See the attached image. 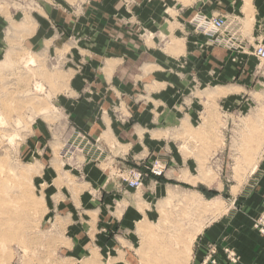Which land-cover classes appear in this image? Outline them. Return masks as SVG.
I'll list each match as a JSON object with an SVG mask.
<instances>
[{
	"label": "rangeland",
	"instance_id": "obj_1",
	"mask_svg": "<svg viewBox=\"0 0 264 264\" xmlns=\"http://www.w3.org/2000/svg\"><path fill=\"white\" fill-rule=\"evenodd\" d=\"M80 1L83 3L79 5L78 0H0V264H65L61 261L59 239L48 224L46 186L40 180L41 162L48 153L38 135L46 128L55 146L60 139L68 140L64 155L70 158L76 152L70 141L76 136L80 142L92 146L81 132H74V139L71 138L75 130L69 121L70 113L58 102L59 96L75 91L73 77L81 72L82 65L85 67L90 53H84L85 62H73L77 41L71 36L66 38L65 31L51 18L60 12L76 17L77 7L80 12L81 9L89 12L91 0ZM121 1L125 7L129 6L125 0ZM251 2L245 0L247 19L254 16ZM198 16L224 17L240 25V30L241 18L195 12L188 24L193 34L203 38L200 48H221L233 54L234 63L239 56L243 57L244 65L255 61L250 66L257 79L245 87L239 104L233 100L225 107L224 93L219 87L202 86L201 80L192 74L191 90L181 95L178 106L189 110L195 102V124L189 127L184 121V126L167 135L166 142L172 149L164 148L161 156L146 158L138 167L117 165L110 176L120 181L125 196L127 189L133 192L145 189L146 196H150L141 210L137 246L131 251L137 258L136 264H264V200L256 214L250 216L242 212L235 199L241 192L253 189L249 177L264 158V62L253 54L264 39L259 34L249 44L241 32L240 36L227 32L218 41L211 40L197 31ZM135 26L141 29L142 36L148 35L143 27ZM61 37L65 38L63 50L58 44ZM37 38L38 43H47L29 48L28 40ZM179 65L180 79L184 63ZM115 114L123 122V117ZM59 153L57 149L58 158ZM174 153L183 158L184 164L191 161L195 165L192 179H165L170 171L179 168L172 164ZM74 159L75 154L66 162ZM155 164L163 169L160 176H151L146 170ZM132 168L143 176L138 188L127 184L128 170ZM149 178L154 179L152 183L162 179L171 193L162 198L150 195L152 185L144 182L150 181ZM189 198L199 200L200 204L192 206ZM159 201L162 204L156 207ZM206 202L216 206L207 210ZM115 208L117 218L122 208L118 205ZM151 211L153 216L149 218ZM236 212L247 218L236 217ZM241 218L245 219L243 229L234 227ZM195 231L197 234L186 250V240ZM245 234L253 243L243 246L246 249L243 254L234 245L235 238L238 235L246 238Z\"/></svg>",
	"mask_w": 264,
	"mask_h": 264
},
{
	"label": "crops",
	"instance_id": "obj_2",
	"mask_svg": "<svg viewBox=\"0 0 264 264\" xmlns=\"http://www.w3.org/2000/svg\"><path fill=\"white\" fill-rule=\"evenodd\" d=\"M125 1L128 7L121 0H91L89 12L84 9L80 12L77 7L76 17L61 12L51 17L65 31L66 38L71 36L77 41L72 50L73 62L83 61L84 53H90L85 67L82 65L81 72L73 77L75 91L59 96L58 102L70 113L69 121L75 130L71 138L74 139V132H81L92 146L80 142L76 136L70 141L76 149L73 152L76 159L66 162L74 156L64 155L68 140L60 139L55 146L46 128L38 135L48 153L41 162L40 178L46 186L48 224L59 239L61 261L65 264H105V261L136 264L137 258L131 251L137 246L141 210L150 196H146L145 189L136 192L127 189L125 196L120 181L110 176L112 168L138 167L146 158L161 156L164 148L172 149L166 142L167 135L184 126V121L189 127L195 124V102L189 110L178 106L181 95L191 90L192 74L201 80L202 86L219 87L224 93L225 107L233 100L239 104L245 87L257 79L250 66L255 61L244 65L243 57L239 56L234 63L233 54L221 48H200L204 40L190 31L188 21L195 12L207 16L238 15L241 36L244 34L249 44L254 43L259 34L264 39V0H252L255 9L252 19L245 14V0ZM135 24L148 35L142 36ZM64 39L58 41L62 50ZM28 42L31 49L47 43H38V38ZM181 62L184 70L179 79ZM115 112L123 117V122L116 119ZM173 156L172 164L179 168L164 178L192 179L195 165L191 161L184 164L183 158L175 153ZM149 180L144 182L152 185L150 195L162 198L171 193L162 179L153 183L154 179ZM249 180L253 189L241 192L235 199L243 213L255 215L264 200V158ZM113 202L122 208L117 218ZM160 204L161 201L157 202L156 207ZM242 212H236V217L247 218L240 215ZM152 216L151 211L148 217ZM244 221V218L236 220L234 227L243 229ZM196 234L191 233L186 240V250ZM245 237L238 235L234 245L243 254L246 252L243 246L253 243L248 234Z\"/></svg>",
	"mask_w": 264,
	"mask_h": 264
},
{
	"label": "built area",
	"instance_id": "obj_3",
	"mask_svg": "<svg viewBox=\"0 0 264 264\" xmlns=\"http://www.w3.org/2000/svg\"><path fill=\"white\" fill-rule=\"evenodd\" d=\"M196 29L198 32H201L207 38L218 41L219 38L223 37L225 33L231 32L233 36H240V25L233 24L232 21H228L224 17H197V25ZM254 56L260 60V62H264V44H258L254 48L253 52ZM128 170V174L130 177L127 179V184L130 188H138L141 186L142 175L134 170ZM151 174V176H160L163 172V169L159 167L157 164L150 165V167H146Z\"/></svg>",
	"mask_w": 264,
	"mask_h": 264
},
{
	"label": "bare ground",
	"instance_id": "obj_4",
	"mask_svg": "<svg viewBox=\"0 0 264 264\" xmlns=\"http://www.w3.org/2000/svg\"><path fill=\"white\" fill-rule=\"evenodd\" d=\"M228 18V17H227ZM191 203V205L193 206V205H199L200 204V202H198V201H196V200H193V199H188ZM216 203H212V202H209V203H207V204H205L204 206H205V208L208 210L209 208L210 209H212V208H214L216 205H215ZM219 207V206H218ZM3 208V207H2ZM6 225V224H5ZM193 237V236H192ZM189 239H190V237H189Z\"/></svg>",
	"mask_w": 264,
	"mask_h": 264
}]
</instances>
